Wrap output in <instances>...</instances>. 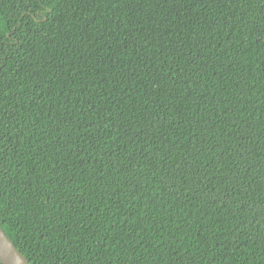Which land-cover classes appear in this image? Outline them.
Here are the masks:
<instances>
[{"label":"trees","instance_id":"1","mask_svg":"<svg viewBox=\"0 0 264 264\" xmlns=\"http://www.w3.org/2000/svg\"><path fill=\"white\" fill-rule=\"evenodd\" d=\"M0 19V228L27 264H264L262 0H0ZM194 115L227 212L155 174Z\"/></svg>","mask_w":264,"mask_h":264},{"label":"snow or ice","instance_id":"2","mask_svg":"<svg viewBox=\"0 0 264 264\" xmlns=\"http://www.w3.org/2000/svg\"><path fill=\"white\" fill-rule=\"evenodd\" d=\"M262 2H264V0H262ZM6 27V23L0 19V31L5 30ZM260 31L261 34L264 35V22H262ZM4 58L5 57L0 56V59ZM3 118V116H0V121H2ZM202 123L203 121L201 119H197L194 115L190 127L188 128L191 136L188 143L184 144L173 141L172 148H175L176 151L172 152L169 148L164 149L168 155L162 156L159 161H153V164H159L160 167L156 169L155 174L158 175L160 182L167 186L169 193H171L173 189L184 194L186 197H188L189 193H192V196L189 198L195 200L197 203H199L204 197L210 196L212 197L213 211L219 214L221 210L227 212L228 202L234 199L232 195V181L229 179L228 173L220 172L219 167L214 166L212 169H209L206 164L201 162L200 156L203 154V145L205 141L196 140V134L197 131H199L201 135H203L204 129L202 127ZM127 131L128 130H126L123 135H120L119 130L117 129L116 139L120 143L125 141ZM140 131L141 129L137 127L135 133L138 134ZM244 139V134L240 133L238 143ZM129 142H132L130 138ZM207 151L211 152L212 156H216L215 148L209 146ZM223 155L224 152L221 150L218 158L222 159ZM212 156H209L208 159L211 160ZM165 165H167L166 168L164 167ZM229 167H232V165H229ZM217 173H219V178L217 177ZM246 174L247 173H244L243 175ZM234 178L237 182L241 179L240 176H235ZM217 185H221V187H217ZM45 203H47V200ZM217 204L220 206L219 209L216 207ZM54 207L57 210L55 217L51 211H45L43 206H41L40 209L42 215L39 216V219L42 221L46 220L48 222L52 231H56L57 224H59L60 227H65L68 224V221L65 219L63 214L61 203H55ZM246 207H248V205L241 202L236 206L234 211H240ZM6 210L7 205L4 204L2 198H0V224L5 223L4 212ZM262 211H264V209H262ZM32 215L37 214L32 213ZM27 223H30V221ZM133 223H136V221L133 220ZM176 227L179 230L181 225L177 224ZM169 259L174 261L175 264H195V254L190 253L187 248L184 249L183 253L178 252L175 249L171 250Z\"/></svg>","mask_w":264,"mask_h":264},{"label":"water","instance_id":"3","mask_svg":"<svg viewBox=\"0 0 264 264\" xmlns=\"http://www.w3.org/2000/svg\"><path fill=\"white\" fill-rule=\"evenodd\" d=\"M0 262L2 264H27L12 242L0 228Z\"/></svg>","mask_w":264,"mask_h":264}]
</instances>
